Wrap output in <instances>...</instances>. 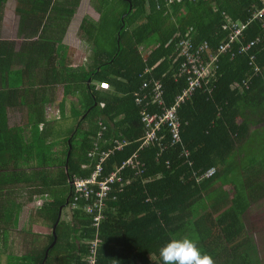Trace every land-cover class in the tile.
I'll return each instance as SVG.
<instances>
[{"label": "trees", "instance_id": "obj_1", "mask_svg": "<svg viewBox=\"0 0 264 264\" xmlns=\"http://www.w3.org/2000/svg\"><path fill=\"white\" fill-rule=\"evenodd\" d=\"M6 1L0 0V22ZM79 2L15 0L19 36H34L24 37L18 54H13L9 42L0 58V255L6 264H85L90 244L99 239L97 264H163L160 248L171 239L187 237L214 264H234L232 254L237 253L244 254L240 264H248L250 252L244 248L248 240L240 222L250 200L263 188L250 178L245 181L244 168L252 169L245 152L240 162H234L233 156L264 122V42L250 51L259 72L251 73L243 88L233 84L250 75L247 56H219L217 70L178 110L180 143L172 147L167 130L158 132L163 152L157 145L141 149L146 130L143 107L134 99L136 93H148L150 81L155 80L162 82L165 99L172 103L186 85L184 77L173 79V72L185 63L175 51L176 43L188 35L194 45L206 43L215 51L227 36L223 26L246 23L259 9V0H96L92 7L99 20L82 18L78 24L80 37L96 50L94 57L90 51L85 71L79 66L70 70L63 45L59 58L64 61L54 72V84H61L64 99L78 101L77 106L69 102L75 121L71 134L59 139L54 137L55 122L47 121L37 106L46 100L40 102L37 94L21 85H42L53 95L47 86L50 73L45 70L40 78L39 65L61 42ZM260 32L253 23L244 31L243 42ZM13 82H20L17 89L10 88ZM99 85L109 88L101 90ZM18 100L29 110V126L8 127L5 110ZM64 102L59 104L60 115ZM115 141H120L121 151L101 164L97 180L105 181L134 155L144 171L125 167L119 175L123 182L112 184L106 196H99L98 186L92 184L88 195L75 191L70 181L89 179L99 155L117 147ZM258 141L261 165L264 135ZM95 146L98 150L90 157ZM181 150L188 152L186 163ZM210 169L216 170L215 175L195 181L194 175ZM226 184L232 198L223 190ZM21 188L26 191L20 194L22 199L17 193ZM36 200L43 202L30 211L29 221L34 212L41 217L40 224L51 230L47 245L12 255L7 249L12 239L8 229H16L23 204ZM64 211H69V220L63 218Z\"/></svg>", "mask_w": 264, "mask_h": 264}, {"label": "built area", "instance_id": "obj_2", "mask_svg": "<svg viewBox=\"0 0 264 264\" xmlns=\"http://www.w3.org/2000/svg\"><path fill=\"white\" fill-rule=\"evenodd\" d=\"M191 2H198V0H189ZM259 9H254L251 16L246 21V23L240 22H229L223 26V29L227 31V36L220 42L215 51L208 48L206 43H202L199 46L194 45L190 41V37L186 35L181 38L175 45V51L180 57L185 59L178 72H173L174 82L178 81V78L184 77L186 85L183 90L175 96L172 103L168 104L165 99L164 86L161 81L151 80V89L148 93H136L135 102L143 107L142 111V121L145 126V134L142 137V147L145 149L152 146H158L160 152L164 151L162 146V140L158 137V132L166 129L169 133L171 140L170 146H175L180 143L179 132L182 126L180 121L178 110L185 102L189 99L191 95L197 89L203 87L202 83L207 78H209L218 68L219 56L227 55L231 59L236 56L246 55L249 58V65L251 66L250 76L247 79L241 80L238 83H234V88H243L248 85L249 79L253 76L251 73L256 74L259 72V68L255 65V56L250 54L252 48L256 47L260 42L264 41V0H259ZM261 27L262 32H260L255 38L249 41L244 40V31L253 23ZM241 42V43H239ZM206 57V60L203 59ZM211 90H209L210 93ZM155 107V108H154ZM148 109L150 111H148ZM148 112H147V111ZM117 147H113L108 153H102L99 155L97 160L95 172L89 179H74L70 181V185L74 187L75 191H82L88 195V185H96L99 188V196H106L111 190V185L114 183L123 182L121 174L125 167L129 166H139V172L144 171V164L137 160V156L134 155L131 159H127L117 171H114L105 181H98L97 177L101 174V164L105 160L113 155L116 151H121L122 146H120V141H115ZM142 149V150H143ZM98 148L95 146L94 150L89 154L90 157H94ZM181 159L186 160L188 157V152L186 150H181ZM216 170L210 169L206 173L201 175H195L194 178L197 182L210 178L215 175ZM99 216L94 217V225L98 226ZM89 248V255L87 256L85 264H97L96 251L99 245V239H95Z\"/></svg>", "mask_w": 264, "mask_h": 264}, {"label": "crops", "instance_id": "obj_3", "mask_svg": "<svg viewBox=\"0 0 264 264\" xmlns=\"http://www.w3.org/2000/svg\"><path fill=\"white\" fill-rule=\"evenodd\" d=\"M12 1L15 2V0H12ZM95 2H96V0H90V1L87 0V2L80 0L78 7L75 9L74 14L72 15V17L70 19L69 25L67 26V28L65 30V34L61 35V42L56 43V45L53 47V51L49 50L46 54V58H44L45 56H43V59L41 60V64L39 66H40V69L42 71V74H40L39 77L44 78V76H45L44 71L45 70L48 73H50L51 77L47 78L49 81V85H47V86L49 87V89L51 88V90H53V91H51V93H53V95H49L48 94L49 92H47V90H46L47 88L44 90L42 85L34 84L32 86H29V85L24 84V83H23V85H21V88L29 89L28 91L30 93L37 94L40 98V102L46 100L45 105L39 106V104H38L37 106L40 110H43V113L45 115V119L47 121H52V122L54 121L55 122L56 132L58 129V125L61 123H63L62 128L65 127L68 129H72L74 127L75 121L71 115L73 110L70 109L69 102H72L77 106L78 101H77L76 97L72 98V99H70V98L64 99L61 84H54V81H55L54 78L56 77V76H54V72L56 73L59 71V69L61 68V64H62L61 61L62 62L64 61V60H61L59 58V56L63 55V50H61L63 45L66 47L65 49L67 52V55H66L67 59H65V62H66V60L68 62L70 61L69 57H68V51L70 48H69V45L64 43V42H65V40H67V36H68L67 30L69 29L71 20L77 14H79V9H80L81 4L87 5V8L91 11L92 16L89 13H86L79 18H81V19L82 18H88V19L92 20L91 18H96L94 16V14H97L98 19L92 20V21L96 22L99 20V18H100L99 13L97 11H94V9L92 7V3H95ZM13 6H15V3H13ZM13 9H15V8H13ZM2 14H3V12H2ZM18 28H19V19H18V25L16 28L17 30L15 32V38L7 41V44L9 42L11 43V48H12L13 54H18V52L23 50V47H24L23 43L25 42L24 37L34 36V35L19 36ZM77 29H78V27H77ZM35 39H36V37H35ZM262 42H264V41H262ZM262 42H260L258 45H260ZM7 44H6V47H4L3 54L0 55V58L5 54ZM147 54H148V51H147ZM47 65H48V67H47ZM84 65L85 64L78 65V66L84 67ZM78 66H73L70 64V62H69V65H66V67H68V69H70V70H73V69L77 68ZM38 81L42 82L41 80H38ZM18 84H20V82H13V83H11L10 88L11 89H17ZM44 84H45V82H44ZM106 88H109V86L108 85H106V86L105 85H99V89H101V90H104ZM27 95H29V94H27ZM34 95L31 97V100L33 98L32 102L35 101ZM16 97H17L16 94L12 95V98H16ZM49 99H50V103H49ZM63 100H65V102H64L65 108H64L63 114L60 115L59 104ZM26 101H27V99H26ZM40 110H35V111H40ZM5 117H6L8 127H11V126L23 127L25 125H28L29 110L26 106H21L20 101L18 100V101L12 102V106H10L9 108H7L5 110ZM70 134H71V132L64 133L63 136L55 134L54 137L62 139V138H65L66 136H69ZM24 135L27 138L30 137V136H27L26 133H24ZM263 135H264V122H263V125L259 129H253L250 132V135L248 137V139H249L248 143H246L245 145H242V147H240V151L238 153L234 154V156H233L234 162H236V161L240 162L241 160L244 159L243 153L245 152V154L247 155L246 163H248V167H252V169L244 168L243 174H246V176H247V177H245V181H248L247 179L250 178L251 181H257L258 183L262 184V188H263V190L256 196L255 199L250 200L249 207L246 210V213L243 215V217L246 215L249 216V214H252L254 210H264V167H262V165H264V164L260 165V161L262 162V156H261V158L258 157L260 150H257V147L259 145L258 139L260 137H262ZM183 162H184V160H183ZM260 166H261V170H260ZM223 190L228 192L229 198L233 197V191L231 190L230 185H228V184L224 185ZM60 217H61V214H60ZM60 217H59V221H60ZM243 217H242V221L240 222V225L242 226V228L244 226V228H243V230H244L245 224L243 222ZM39 228H43L44 232H46V230L48 232V230H49L45 226L43 227V225H41ZM249 230H251V229L248 228L247 232H246V239L248 240V246L244 247V248H248V250L250 252V256H248V264H264V257H262V256H264V246L261 247L258 243L256 244V241H255L256 238L249 235ZM47 232H46V234H47ZM48 235H49V233H48ZM48 235L46 237V240L48 238ZM248 236L253 237L255 240L248 238ZM33 241H34V238L30 242L23 240L19 244H20V247H27V249H31ZM246 243H247V241H246ZM256 247L258 248V256H256L254 254V251H255L254 249H256ZM16 248H17V245H11V241L10 242L7 241L8 253L10 252L12 254L13 249H16ZM259 249H260V251H259ZM233 256H235L236 259H235V261H233V259H232V262L234 264H240L242 262L241 259L243 258L244 254H241V253H237L236 255L232 254V257ZM0 257H1V255H0ZM5 261L6 260L4 258V262ZM220 262H222V260ZM5 264H6V262H5Z\"/></svg>", "mask_w": 264, "mask_h": 264}, {"label": "rangeland", "instance_id": "obj_4", "mask_svg": "<svg viewBox=\"0 0 264 264\" xmlns=\"http://www.w3.org/2000/svg\"><path fill=\"white\" fill-rule=\"evenodd\" d=\"M84 2H87V0H83ZM90 1V0H88ZM12 0L6 1L4 4V9H3V14H2V20L0 22V55L3 54L4 47H6L7 41L10 39L15 38V32L16 28L18 25V16L15 14V11H13V6ZM89 13L91 15V11L87 8L86 4H81L80 9H79V14H77L74 18H72L69 29L67 30V40H65L64 43L69 45V51H68V57H69V62L73 66H78V65H84L82 70H86L87 68V63L90 61V55L91 52L94 54L96 52L95 48H92V42L87 41V38L83 39V37H80L79 35V30L77 29L78 24L80 22L79 17L82 15ZM92 16V15H91ZM96 18H91L92 20H97V14H94ZM91 51V52H90ZM63 123L58 125V129L56 134L57 135H62L64 133L71 132L72 129L68 128H62ZM72 126V125H71ZM26 192L24 189L21 188L19 190L18 196L20 194H24ZM21 196V195H20ZM22 199V196L20 197ZM24 201V199H23ZM42 200H36L31 203H25V205L20 213L18 215V222L16 229H9L11 230V245H17L16 249H13L12 255L18 256L24 252L27 247H20V242L25 240L27 242H30L33 238L34 241L32 243L31 249H41L42 246L47 245V240L46 237L48 233L51 234V230L49 229L47 234L44 232L43 228H39L41 226V217L38 215H34V212L32 213V219L31 222L29 221V213L31 210H35V207L39 206L42 204ZM65 220L70 219V213L64 211ZM243 222L245 224V229L243 232L246 234L247 229L250 228L249 230V235L253 236L256 238V240L253 237L248 236V238L254 239L256 241V244L258 243L261 247L264 246V210H254L252 214H249L243 217ZM10 227V226H9ZM8 227V228H9ZM44 227V226H43ZM244 228V226H243ZM43 237V238H42ZM254 254L258 256V248L254 249ZM260 251V249H259ZM264 257V256H262ZM0 264H5L4 258L1 256L0 257Z\"/></svg>", "mask_w": 264, "mask_h": 264}, {"label": "clouds", "instance_id": "obj_5", "mask_svg": "<svg viewBox=\"0 0 264 264\" xmlns=\"http://www.w3.org/2000/svg\"><path fill=\"white\" fill-rule=\"evenodd\" d=\"M243 56H246V55H243ZM186 160L184 159L185 163H186ZM201 174L203 173H200L198 175H201ZM159 255L163 261V264H214L212 257L207 254L202 255L199 248L197 247V243L194 240L189 239L187 237L180 238V239H171L169 242H167L164 246L160 248Z\"/></svg>", "mask_w": 264, "mask_h": 264}, {"label": "water", "instance_id": "obj_6", "mask_svg": "<svg viewBox=\"0 0 264 264\" xmlns=\"http://www.w3.org/2000/svg\"><path fill=\"white\" fill-rule=\"evenodd\" d=\"M89 82H90V81H89ZM61 210H62V207L59 209V216H60V214H61ZM57 223H58V219H57V221H56L54 227L52 228V234H53L54 236H55V227H56ZM55 242H56V236H55V238H54V243H53V245L55 244ZM53 245H52V246H53ZM52 246H51V248H52Z\"/></svg>", "mask_w": 264, "mask_h": 264}]
</instances>
